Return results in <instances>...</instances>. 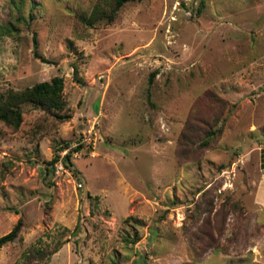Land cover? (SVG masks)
<instances>
[{"label":"rangeland","instance_id":"obj_1","mask_svg":"<svg viewBox=\"0 0 264 264\" xmlns=\"http://www.w3.org/2000/svg\"><path fill=\"white\" fill-rule=\"evenodd\" d=\"M96 1L0 0V93L61 75L71 114L0 119V264H264V0Z\"/></svg>","mask_w":264,"mask_h":264},{"label":"trees","instance_id":"obj_2","mask_svg":"<svg viewBox=\"0 0 264 264\" xmlns=\"http://www.w3.org/2000/svg\"><path fill=\"white\" fill-rule=\"evenodd\" d=\"M128 1L134 0H97L91 7L89 12L78 13V19L87 26H93V24L99 20L112 21L116 18L121 6ZM203 2L201 3L202 6ZM200 10L201 7L199 6ZM20 20L26 21L25 15H21ZM17 28L15 23H8L5 25V31L9 34L14 33ZM32 41L34 47L38 45L36 32L32 33ZM37 54V52H36ZM74 72L77 71V65L73 64ZM153 72L150 73L149 80H152ZM64 79L61 75H54L51 79H45L37 81L31 85H27L20 89L7 88L0 93V119L17 128L23 120V107L25 103H30L36 107H40L51 113V115L62 121L71 116L66 109V99L63 95ZM221 131V127L217 129H209L207 131V139H202V145L209 144V138L218 135ZM183 131L181 136L187 137L189 134ZM82 146L78 143L76 146H69L68 141H63L59 148H68L67 151L61 156L65 166L70 162L71 153L73 150H77ZM60 158L59 153H56L48 162L49 164L55 163ZM67 163V164H66ZM264 168V161L261 163ZM22 224L21 218H18L15 224L9 231L0 235V247L13 241L19 233L20 226ZM133 240H136L137 234L134 233ZM60 240H57L54 247L50 249L48 245H32L25 252L22 253L21 260L17 264H44L50 257V254L58 249Z\"/></svg>","mask_w":264,"mask_h":264},{"label":"built area","instance_id":"obj_3","mask_svg":"<svg viewBox=\"0 0 264 264\" xmlns=\"http://www.w3.org/2000/svg\"><path fill=\"white\" fill-rule=\"evenodd\" d=\"M77 142H79V140H78ZM77 142H75L74 144L76 145ZM79 143H80V142H79ZM65 151H66V148H65V150H64L63 152H65ZM56 165H57V167H59V168L66 167L65 164H64V162L62 161L61 158L58 159V162L56 161ZM80 184H81V183H79V185H80Z\"/></svg>","mask_w":264,"mask_h":264}]
</instances>
